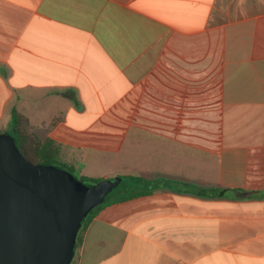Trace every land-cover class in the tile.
<instances>
[{
  "label": "crops",
  "instance_id": "1",
  "mask_svg": "<svg viewBox=\"0 0 264 264\" xmlns=\"http://www.w3.org/2000/svg\"><path fill=\"white\" fill-rule=\"evenodd\" d=\"M80 176L126 177L71 264H264V0H0V113Z\"/></svg>",
  "mask_w": 264,
  "mask_h": 264
},
{
  "label": "water",
  "instance_id": "2",
  "mask_svg": "<svg viewBox=\"0 0 264 264\" xmlns=\"http://www.w3.org/2000/svg\"><path fill=\"white\" fill-rule=\"evenodd\" d=\"M120 183L88 184L63 166L32 162L0 132V264H71L83 220Z\"/></svg>",
  "mask_w": 264,
  "mask_h": 264
},
{
  "label": "trees",
  "instance_id": "3",
  "mask_svg": "<svg viewBox=\"0 0 264 264\" xmlns=\"http://www.w3.org/2000/svg\"><path fill=\"white\" fill-rule=\"evenodd\" d=\"M28 119L23 115L18 113L15 109L11 114V129L14 138L16 139L17 145L20 148L22 154L32 162L35 163H47V164H55L53 160L60 162L63 164L62 166L73 172L75 170V166L73 164H68L60 160L59 158V150L61 148V144L56 142L51 138L42 139L38 135L29 131L28 128ZM7 132V131H4ZM9 133V132H8ZM56 165V164H55ZM72 170V171H71ZM84 182L88 184H94L102 180L101 178L90 177L82 175L80 177ZM110 195V193H109ZM105 198L104 202L97 207L93 208L86 218L83 220L82 227L78 232L77 237V246L80 242V234L83 230L84 226L101 210L106 204L110 202H119L127 199H131L133 197L141 195V192H132L126 191L122 193H118L112 198L108 199V196ZM76 246V248H77Z\"/></svg>",
  "mask_w": 264,
  "mask_h": 264
},
{
  "label": "rangeland",
  "instance_id": "4",
  "mask_svg": "<svg viewBox=\"0 0 264 264\" xmlns=\"http://www.w3.org/2000/svg\"><path fill=\"white\" fill-rule=\"evenodd\" d=\"M10 114L9 113H0V132H4V131H7V132H12V129H11V126H9V123H10ZM28 128H29V131L38 135L39 137H41L42 139H46V138H51L47 132L48 129H38V128H33L30 124V121L28 122ZM52 139V138H51ZM62 146L59 150V158L61 161L64 162L63 160V152H62ZM53 162L56 164V165H60L62 166L63 164H61L60 162L58 161H55L53 160ZM65 163H68V164H72V163H69V162H65ZM72 171V170H71ZM76 176L78 177H81L78 170H73V172ZM128 179L126 177H123L121 179V183L118 185V187H116L111 193L110 195L108 196V199L112 198L113 196L117 195L118 193H122V191H124L126 189V187L128 186ZM87 183V182H86Z\"/></svg>",
  "mask_w": 264,
  "mask_h": 264
}]
</instances>
